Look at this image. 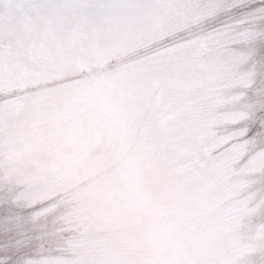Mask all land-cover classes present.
Masks as SVG:
<instances>
[{"label": "rangeland", "instance_id": "1", "mask_svg": "<svg viewBox=\"0 0 264 264\" xmlns=\"http://www.w3.org/2000/svg\"><path fill=\"white\" fill-rule=\"evenodd\" d=\"M0 264H264V0H0Z\"/></svg>", "mask_w": 264, "mask_h": 264}]
</instances>
